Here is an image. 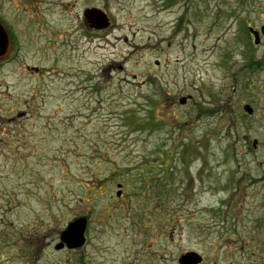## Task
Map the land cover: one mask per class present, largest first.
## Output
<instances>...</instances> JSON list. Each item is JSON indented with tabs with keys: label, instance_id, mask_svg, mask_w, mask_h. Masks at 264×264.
Listing matches in <instances>:
<instances>
[{
	"label": "rangeland",
	"instance_id": "obj_1",
	"mask_svg": "<svg viewBox=\"0 0 264 264\" xmlns=\"http://www.w3.org/2000/svg\"><path fill=\"white\" fill-rule=\"evenodd\" d=\"M0 16V264H264V0H0ZM80 217L85 244L56 250Z\"/></svg>",
	"mask_w": 264,
	"mask_h": 264
},
{
	"label": "water",
	"instance_id": "obj_2",
	"mask_svg": "<svg viewBox=\"0 0 264 264\" xmlns=\"http://www.w3.org/2000/svg\"><path fill=\"white\" fill-rule=\"evenodd\" d=\"M85 18L90 23V26L97 29H105L110 25V21L108 16L104 11L98 8H89L84 11ZM249 31L255 35L256 43H259L258 32L253 31L252 27H249ZM262 34L264 35V26L262 27ZM11 38L10 34L6 30V28L0 23V60L5 59L11 53ZM186 98H182L181 102L184 103ZM244 111L251 115L253 113V109L250 105L244 106ZM256 145V141H254V146ZM121 187V185H119ZM121 194V189L118 192V196ZM88 218L80 217L73 221H71L67 228L64 229L60 234V240L56 244V250H62L64 248L67 249H77L83 246L86 242V228H87ZM203 261L202 256L194 251L187 252L183 254L179 258L180 264H201Z\"/></svg>",
	"mask_w": 264,
	"mask_h": 264
},
{
	"label": "flooded vegetation",
	"instance_id": "obj_3",
	"mask_svg": "<svg viewBox=\"0 0 264 264\" xmlns=\"http://www.w3.org/2000/svg\"><path fill=\"white\" fill-rule=\"evenodd\" d=\"M83 14H84V13H83ZM84 22H85L86 24H88V26H89L91 29H95V28H93V27L90 26V23H89V22L87 21V19L85 18V15H84ZM0 23H2V25H3V26L6 28V30L8 31V29H7V24H6V22L2 21L1 16H0ZM263 26H264V24L260 26V29H259V30H256V29L252 28L253 31L258 32V36H259V43H256V41H255V35H254V33L252 32V39H253V42H254V46H253V47H257L258 45H260V42L262 41V39H263V42H264V35L262 34V27H263ZM95 30H96V29H95ZM8 32H9V31H8ZM9 34H10V38H11L12 49H11V53H10V55H9L8 57H10V56L12 55L13 51H14V49H13L14 36L12 35L11 32H9ZM263 42H262V43H263ZM0 61H1V60H0ZM256 65H260V63H256ZM35 71H36L35 73H38L40 70L38 71V70L36 69Z\"/></svg>",
	"mask_w": 264,
	"mask_h": 264
}]
</instances>
